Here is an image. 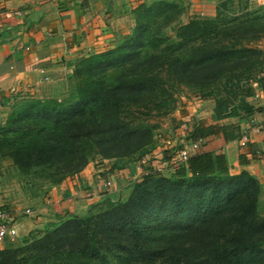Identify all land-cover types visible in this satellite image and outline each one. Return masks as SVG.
Masks as SVG:
<instances>
[{
    "label": "trees",
    "instance_id": "obj_1",
    "mask_svg": "<svg viewBox=\"0 0 264 264\" xmlns=\"http://www.w3.org/2000/svg\"><path fill=\"white\" fill-rule=\"evenodd\" d=\"M231 7L184 24L177 3L145 6L121 45L76 64L67 98L13 105L0 124V168L10 162L29 189L58 186L104 160L118 169L141 162L147 174L125 199L107 192L88 215L50 222L20 248L0 249V264H264L255 176L231 174L227 157L212 152L192 155L169 176L155 171L165 131L149 120L171 117L183 87L215 101L214 121L236 120L181 121L188 146L240 140L241 122L255 113L250 99L264 93V6ZM183 149L166 150L164 162Z\"/></svg>",
    "mask_w": 264,
    "mask_h": 264
},
{
    "label": "crops",
    "instance_id": "obj_2",
    "mask_svg": "<svg viewBox=\"0 0 264 264\" xmlns=\"http://www.w3.org/2000/svg\"><path fill=\"white\" fill-rule=\"evenodd\" d=\"M166 2L187 3L183 16L187 19L192 16L214 18L218 6L224 3L232 13L235 11L231 6L264 5V0H0V118L8 117L21 98L63 80L80 60L112 48L118 34L133 31L135 14L142 6ZM250 103L255 113L240 124L250 137L246 147L241 146V139L226 141L219 136L192 149L191 154L225 155L231 174L246 171L255 176L263 189L264 214V93L258 91ZM214 108L215 101L205 98L189 101L181 107L170 118L165 139L159 141L154 154L162 156L177 145L184 148L189 145L185 140L186 124L176 128L183 120L206 125L236 123L234 119L214 121ZM145 160L143 158V162ZM169 173L168 169L164 172ZM146 174L141 162L128 163L123 169H118L110 160L94 162L60 185L46 189L45 203L33 209L40 216L29 218L18 210L2 209L14 215L19 238L28 237L56 217L75 215L81 212L82 206L99 201L103 192L92 200H87L86 196L100 188L102 179H111L115 184L125 180L131 184Z\"/></svg>",
    "mask_w": 264,
    "mask_h": 264
},
{
    "label": "rangeland",
    "instance_id": "obj_3",
    "mask_svg": "<svg viewBox=\"0 0 264 264\" xmlns=\"http://www.w3.org/2000/svg\"><path fill=\"white\" fill-rule=\"evenodd\" d=\"M152 4H157V3H151V5ZM177 4L180 5L181 10L182 9L183 10L188 9L187 3L177 2ZM149 6H150V4L148 5V7ZM261 6H264V5H261ZM261 6L253 5L250 7V9L251 10H257ZM142 8H143V6H142ZM140 10H142V9H140ZM142 12H144V11H140V12H137L135 14V18H134V22H133L134 25H132L134 28V29L132 28L133 31L126 34V35L125 34H118L119 36L117 35L116 41H115L114 45L112 46V48L121 45L126 40L127 36H131L133 34V32L138 28L137 27L138 20H140V19L142 20V16H143ZM139 15H140V19H139ZM192 17L194 19L195 18H201V17H195V16H192ZM184 19H185L184 24L188 23L190 20V18L187 19L186 17H183L182 20H184ZM180 23H183V21H180ZM149 26L151 27V24ZM174 28H175V25H172L170 28H168L166 30V32L169 36L174 35V32H173ZM259 46L261 48H264V41L261 42L259 44ZM75 70H76V67H74L73 71L71 73H69L63 80H60V81H57V82L50 84L45 89L40 90L39 92L35 93L32 96H27V97L21 98L16 103L22 102L24 100L46 101V100H54V99L63 100L65 98H67V95H68L69 90H70L68 78L71 75H73ZM177 97L179 99V103H178V107L175 110V112L173 113V115L176 114L180 110V108L183 107L184 105H186L189 101L190 102H198V100L200 98L199 94H197L194 90L189 89V88H184V87L182 88V92H180L177 95ZM211 100H212V98H211ZM11 111H12V108L9 111V114L11 113ZM9 114H8V117H9ZM8 117L0 118V124L5 125ZM171 117L165 118V119L153 118V119L149 120V122H151L152 124L160 123L161 128L165 131V130H167L166 128H168L167 125L170 123ZM97 162L100 163L102 161H97ZM132 184H128V183H126L125 180H122L120 183L115 184L114 188H112L111 190H108L107 188H104L102 183H101L100 188L98 187L95 192H92L88 196H86V199L92 200L94 196H96V195L98 196L102 192H103V195H105L107 192H110L108 197H114L115 199H125L129 195V192L131 191L130 188H132ZM50 187H52V186L46 185L43 188L29 189L28 186H26V184L24 183V181L20 177L18 171L13 167V165L10 162H6L4 164V166L2 168H0V207L18 210L19 212H24L27 209L33 210L34 208L41 206L45 203V201H44L45 200V198H44L45 191H46V189H48ZM103 198L104 197L100 198L99 201H97V202L89 203L88 205L82 206V208H80L81 212L75 214V216L81 217L82 215H84V216L88 215L89 211L91 210V207L93 205L99 203L100 201H102ZM72 217L73 216L69 215V214L66 215L65 217H56L55 221H53V222H57L61 218H67L66 220H68L69 218H72ZM39 230H43V227H41ZM24 238L25 237L19 238L18 231H17V237L15 238V240H13V241L12 240H6L4 243H0V249H5V248H9V247L20 248L22 246V240Z\"/></svg>",
    "mask_w": 264,
    "mask_h": 264
},
{
    "label": "built area",
    "instance_id": "obj_4",
    "mask_svg": "<svg viewBox=\"0 0 264 264\" xmlns=\"http://www.w3.org/2000/svg\"><path fill=\"white\" fill-rule=\"evenodd\" d=\"M241 138V146L246 147L247 144L249 143V134L247 131H244L242 134ZM201 143H195L190 146H186L183 150L178 152L176 156L173 159V162L171 165L167 162H164L163 156H157V164L155 165V171L156 173L164 174L165 170H175V168L184 166L189 158L192 156L191 150L192 149H197ZM145 162L149 160L150 158L147 157L145 158ZM171 166V167H170ZM102 183L104 188H107L108 190H111L115 186V182L111 179H102ZM25 217H37L40 216L38 212L32 210V209H27L24 212H22ZM17 237V223L15 220L14 215L2 208H0V243H4L6 240H15Z\"/></svg>",
    "mask_w": 264,
    "mask_h": 264
}]
</instances>
